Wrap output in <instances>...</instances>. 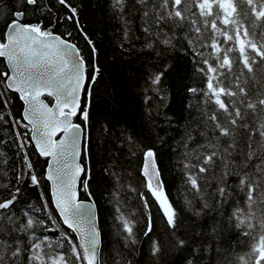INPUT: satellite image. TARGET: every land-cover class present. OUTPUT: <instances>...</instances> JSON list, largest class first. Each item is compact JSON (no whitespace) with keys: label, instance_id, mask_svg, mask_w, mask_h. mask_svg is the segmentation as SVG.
<instances>
[{"label":"snow or ice","instance_id":"obj_1","mask_svg":"<svg viewBox=\"0 0 264 264\" xmlns=\"http://www.w3.org/2000/svg\"><path fill=\"white\" fill-rule=\"evenodd\" d=\"M103 11L138 125L94 0H0V264H264V0Z\"/></svg>","mask_w":264,"mask_h":264},{"label":"trees","instance_id":"obj_2","mask_svg":"<svg viewBox=\"0 0 264 264\" xmlns=\"http://www.w3.org/2000/svg\"><path fill=\"white\" fill-rule=\"evenodd\" d=\"M94 7L97 9L96 15L100 17V22L95 26L97 40L101 42L102 53L106 55L108 59V66L105 72V83H108L112 86L117 101H121V102L125 100L128 101V103L131 105L129 109L130 114L127 115L125 119L128 120L129 124L135 123L138 125L139 120L135 117L137 101L133 99L131 95L133 90L127 81L125 72L122 70V65H120L119 63L116 64L111 63L112 45L115 42L119 32L118 23L116 20L112 18L109 12L103 11L104 0H94ZM138 55L139 53L130 56L125 55L123 57H119V59L124 61L133 60ZM182 75H183V64L181 63L177 80L179 76ZM179 102H180V96L177 95L175 96V99L172 102V106L177 112L179 111ZM100 110L101 111L104 110L103 105H101ZM109 146L111 147V145ZM160 151H161L162 159L165 161V163H167L168 161L167 150L162 148L160 149ZM97 195L98 197L100 196L99 190H97ZM172 199L173 200L177 199L176 188L172 189ZM99 202L101 204V212H100L101 226L104 227L105 230L110 233L108 237L109 244L115 247L118 238L115 237L113 234H111L112 217L108 215L106 211L103 210L105 207H107L106 194L105 197L100 198ZM156 227H157V231H160L162 229V225L159 220L156 221Z\"/></svg>","mask_w":264,"mask_h":264}]
</instances>
